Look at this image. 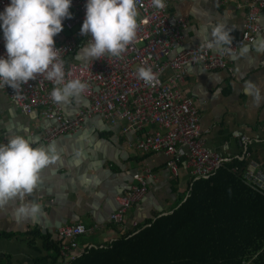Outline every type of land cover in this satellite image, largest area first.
<instances>
[{"label":"crops","instance_id":"0c3cea01","mask_svg":"<svg viewBox=\"0 0 264 264\" xmlns=\"http://www.w3.org/2000/svg\"><path fill=\"white\" fill-rule=\"evenodd\" d=\"M250 2L171 0L169 13L172 22H185L184 48L209 44L218 54L241 36ZM9 21L0 15V35ZM259 21L256 42L229 57L231 71L190 66L182 89L200 112L208 149L232 160L248 156L264 169V11ZM70 58L87 62L93 55L82 49ZM60 101L69 119L89 106L78 83L62 87ZM55 124L40 110L23 113L0 89V148L23 144L30 155L24 165L0 160V264H41L39 258L50 254L45 238L59 242L60 228L79 223L94 229L79 238L81 250L108 245L173 213L193 180L183 164L173 176L163 154L139 151L135 134L125 133L122 125L86 117L77 132L46 141ZM137 175L145 179L147 194L117 228L111 221L117 197L138 184ZM30 231L38 234L27 236Z\"/></svg>","mask_w":264,"mask_h":264},{"label":"built area","instance_id":"2783aa9c","mask_svg":"<svg viewBox=\"0 0 264 264\" xmlns=\"http://www.w3.org/2000/svg\"><path fill=\"white\" fill-rule=\"evenodd\" d=\"M170 1L0 0V15L10 19L0 35L3 95L27 115L40 110L56 121L46 141L77 132L83 118L100 117L134 133L139 151L163 154L173 176L183 164L195 180L209 179L232 159L205 146L200 112L182 84L190 66L231 71L229 57L255 43L262 31L264 0H251L241 36L218 54L209 44L184 48L185 22H172ZM82 49L93 59L71 61ZM72 83L80 85L89 106L69 119L60 90ZM0 160L24 165L30 155L23 144H14L0 148ZM243 160L245 167L233 168L234 173L264 196V169L248 156ZM135 179L138 184L117 197L111 216L117 228L124 227L133 206L147 194L145 179ZM91 230L80 223L60 228L62 264L83 254L78 240Z\"/></svg>","mask_w":264,"mask_h":264},{"label":"trees","instance_id":"16d2710c","mask_svg":"<svg viewBox=\"0 0 264 264\" xmlns=\"http://www.w3.org/2000/svg\"><path fill=\"white\" fill-rule=\"evenodd\" d=\"M246 163L234 159L209 179L193 178L173 213L87 248L70 264H264V196L233 171ZM50 238V254L38 262L62 264L61 243Z\"/></svg>","mask_w":264,"mask_h":264},{"label":"water","instance_id":"95a60500","mask_svg":"<svg viewBox=\"0 0 264 264\" xmlns=\"http://www.w3.org/2000/svg\"><path fill=\"white\" fill-rule=\"evenodd\" d=\"M165 215H168V213H166ZM148 226H150V225H147V226H145L144 228H146V227H148ZM144 228H143V229H144ZM138 232H139V231H138Z\"/></svg>","mask_w":264,"mask_h":264}]
</instances>
